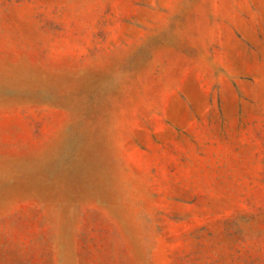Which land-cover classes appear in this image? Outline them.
I'll use <instances>...</instances> for the list:
<instances>
[{"label": "rangeland", "instance_id": "rangeland-1", "mask_svg": "<svg viewBox=\"0 0 264 264\" xmlns=\"http://www.w3.org/2000/svg\"><path fill=\"white\" fill-rule=\"evenodd\" d=\"M0 264H264V0H0Z\"/></svg>", "mask_w": 264, "mask_h": 264}]
</instances>
